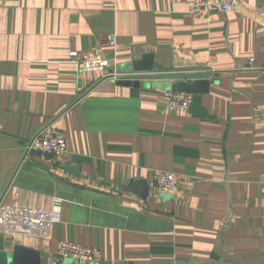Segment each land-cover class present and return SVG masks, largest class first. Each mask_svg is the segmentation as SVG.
Segmentation results:
<instances>
[{"label":"crops","instance_id":"0c3cea01","mask_svg":"<svg viewBox=\"0 0 264 264\" xmlns=\"http://www.w3.org/2000/svg\"><path fill=\"white\" fill-rule=\"evenodd\" d=\"M193 1L0 0V202L59 209L50 238L0 234V264H82L58 256L64 241L101 264H264V0ZM72 50L108 67L85 71ZM146 54L161 69L117 84ZM194 78L209 91L167 107ZM51 122L66 153H26Z\"/></svg>","mask_w":264,"mask_h":264},{"label":"built area","instance_id":"2783aa9c","mask_svg":"<svg viewBox=\"0 0 264 264\" xmlns=\"http://www.w3.org/2000/svg\"><path fill=\"white\" fill-rule=\"evenodd\" d=\"M194 12L204 13L212 10L230 11L234 5L228 0H194ZM117 37L108 36L105 43L115 45ZM70 56L85 71H105L108 60L99 52L79 53L72 50ZM254 59H251L253 61ZM152 73H121L114 70L111 75L120 78H147ZM194 101V94L179 92L172 88L166 90L164 103L169 108L189 110ZM26 153L38 151L53 159L62 157L67 151V139L64 133L53 122L48 123L25 142ZM154 183L163 193L174 194L178 185L174 173L164 170L154 171ZM59 209H39L23 207L0 202V234L28 235L50 238L53 225L59 220ZM58 256H74L82 264H101L102 252L99 249L64 241L60 244Z\"/></svg>","mask_w":264,"mask_h":264},{"label":"water","instance_id":"95a60500","mask_svg":"<svg viewBox=\"0 0 264 264\" xmlns=\"http://www.w3.org/2000/svg\"><path fill=\"white\" fill-rule=\"evenodd\" d=\"M156 69H161V66L154 62L153 54H146L140 60H136L133 64L135 73H154ZM117 84L139 87L142 84L140 78H120L117 79ZM147 84V83H146ZM211 81L206 78H194L182 81L173 82L171 88L179 92L187 93H206L209 91Z\"/></svg>","mask_w":264,"mask_h":264}]
</instances>
